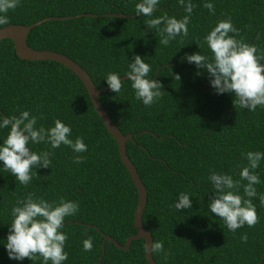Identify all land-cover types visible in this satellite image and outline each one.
I'll use <instances>...</instances> for the list:
<instances>
[{
	"label": "trees",
	"instance_id": "trees-1",
	"mask_svg": "<svg viewBox=\"0 0 264 264\" xmlns=\"http://www.w3.org/2000/svg\"><path fill=\"white\" fill-rule=\"evenodd\" d=\"M139 2L20 0L8 16L11 24H31L51 16L85 14L46 20L32 28L29 44L67 54L88 70L98 87L108 85L110 72L127 75L129 63L139 55L150 65L147 78L163 85L162 98L151 107L136 99L129 79L122 80L119 93L108 89L101 94L121 130L135 135L127 147L148 189L144 222L154 241L162 240L165 251H170L167 260L153 254L160 264H264V205L259 197L252 198L259 223L251 228L245 224L234 234L208 207L213 194L210 169L240 180L241 168L248 163L243 154L264 152V107L252 112L234 105V94H216L207 72L184 59L193 53L211 57L204 37L228 17L245 42L258 47L257 55L264 53V0H192L195 8L188 37L177 36L167 47L160 44L156 29H146L144 21L150 18L135 14ZM206 2L214 4V14L203 7ZM157 9L151 18L165 12L177 19L187 15L178 0H160ZM119 12L126 16L107 15ZM21 111L38 118L37 128L54 127L60 119L71 127L69 139L82 137L87 151L79 153L85 160L77 164L73 162L77 153L69 146L53 149L46 142H30L32 151L53 155L50 168H33L27 186L0 161V264H43L42 257L9 259L5 247L11 209L30 192L49 202L58 203L60 197L79 202V211L66 217L61 229L68 235L64 248L68 259L62 264H97L104 233L126 244L137 231L138 189L83 80L58 61L21 59L14 41L4 38L0 40V118L19 116ZM9 131L0 129V145ZM255 172L261 181L255 185L257 192L264 194V159ZM181 192L189 194L192 207L176 211ZM244 233L247 243L240 239ZM88 236L93 237V248L85 252L83 240ZM145 248V239L133 240L127 250L107 240L100 264H150Z\"/></svg>",
	"mask_w": 264,
	"mask_h": 264
},
{
	"label": "clouds",
	"instance_id": "clouds-1",
	"mask_svg": "<svg viewBox=\"0 0 264 264\" xmlns=\"http://www.w3.org/2000/svg\"><path fill=\"white\" fill-rule=\"evenodd\" d=\"M187 15L177 19L174 15L153 17L157 11L160 0H141L135 6L137 16L149 17L144 21L146 29H156L160 36V44L167 47L170 41L180 36L181 39L188 37L191 23V15L195 5L192 0H178ZM20 5V0H0V30L11 25L8 13ZM203 7L210 13H215L213 3L206 2ZM163 25V27H161ZM231 34V35H230ZM237 37H240L237 39ZM260 39L259 34L256 37ZM212 56L201 53L186 54L184 59L189 64H195L198 70H205L210 77L211 87L216 94H234V105L242 109L254 112L258 106L264 107V53L255 44L245 42L240 35V29L234 27L231 17L221 19L216 26L204 37ZM127 78L132 81V89L137 100H141L145 106L151 107L163 96V85L159 80L148 79L151 71L150 65L144 62L139 55L133 57V62L128 65ZM201 73L198 71L197 75ZM180 79L179 75L175 76ZM106 82L110 91L119 93L122 89V80L119 74L110 72ZM0 129L10 128V131L0 145V161L6 171L14 175L17 181L27 186L32 180L33 168H50L52 163L50 151L34 152L29 143H48L53 149L62 144L72 148L74 163H83L85 157L79 155L87 151V145L82 137L75 141L69 139L71 127L65 125L60 119L54 121V127H36L37 117L30 115L29 111H21L19 116L3 117ZM247 160V166L240 171V180H234L229 174L218 173L210 169L208 179L213 186V194L208 205L210 212L222 219L229 231L233 234L245 224L254 227L259 223V217L252 198L259 197L261 205H264V194L258 193L255 185L261 183L255 170L264 159V152L248 151L243 154ZM246 180L247 184H241ZM243 187L244 195H240ZM189 194L181 192L174 204L176 211L190 209L192 201ZM79 211V202L59 198V202H49L35 193L21 199L18 198L16 205L11 209L12 223L6 241V250L9 259L23 261L29 258L34 261L42 257L43 264H62L68 259L65 252V244L68 235L61 231L65 226V219ZM241 241L247 243L248 235L244 233ZM93 237L88 236L83 240V250L91 251ZM149 250V245H146ZM151 254L160 253L167 260L170 251H165L162 240L153 241L150 245Z\"/></svg>",
	"mask_w": 264,
	"mask_h": 264
},
{
	"label": "water",
	"instance_id": "water-1",
	"mask_svg": "<svg viewBox=\"0 0 264 264\" xmlns=\"http://www.w3.org/2000/svg\"><path fill=\"white\" fill-rule=\"evenodd\" d=\"M88 14L94 15V16L101 15L100 13H93V12H90ZM82 15H85V14L68 15V16H61V17L51 16V17H46L42 20H39L31 24H21V23L11 24V25L5 26L4 30H0V40L4 38H11L14 41L16 52L21 59H25V60L50 59V60L58 61L64 64L65 66H67L68 68L72 69L83 80L100 117L102 118L106 127L109 129L111 134L115 137V139L118 142L121 158L123 162L126 164L127 168L129 169L132 175L133 181L139 192V199H138V204L135 210V217H134L135 226H136L137 231L128 237L126 244H122L114 236L108 233H104L103 254L100 257L97 264H100L102 260L104 259V256L106 253L107 240L113 241L121 249L127 250L131 247L132 242L135 239H145L146 245L147 244L149 245L148 251L145 248L146 257L149 263L150 264H160L155 259L154 255L151 254L150 245L154 241V237H153L152 231L150 230L149 227L146 226L144 222V213H145L147 203H148V189H147L146 184L141 178L140 172L136 164L133 162V160L131 159L128 153L127 142L129 140H134L135 135L134 133H127V134L124 133L119 127V125L112 118L105 104L103 103L101 99V94L104 91L108 90L109 86L107 85L104 87H98L95 81L93 80L92 76L88 72V70L85 69L78 61L71 58L67 54L63 52L55 51V50H50V49H38V48L31 46L28 42L29 34L32 28H34L35 26L39 24H42L46 20L54 19V18H70L74 16L80 17ZM107 15L126 16V14L123 12L107 13ZM120 78L121 80L128 79L127 75H123Z\"/></svg>",
	"mask_w": 264,
	"mask_h": 264
}]
</instances>
